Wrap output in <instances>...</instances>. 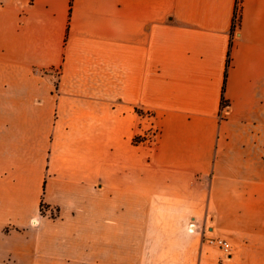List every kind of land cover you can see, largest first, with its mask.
I'll return each mask as SVG.
<instances>
[{"label":"crops","instance_id":"crops-1","mask_svg":"<svg viewBox=\"0 0 264 264\" xmlns=\"http://www.w3.org/2000/svg\"><path fill=\"white\" fill-rule=\"evenodd\" d=\"M236 2L0 0V264H264V0L238 30Z\"/></svg>","mask_w":264,"mask_h":264},{"label":"built area","instance_id":"built-area-1","mask_svg":"<svg viewBox=\"0 0 264 264\" xmlns=\"http://www.w3.org/2000/svg\"><path fill=\"white\" fill-rule=\"evenodd\" d=\"M21 1H25L28 4H32L34 2V0H21ZM242 8H243V0H237L236 8H235V16H234V20H233V28L235 30H238L240 28V25H241ZM196 228H197V226L194 223H191L189 226L190 232H195ZM204 242L210 246L217 247L219 250H221L223 252V254L225 256H231L234 252V248L231 245V243L228 242L227 240L223 239V238H220V237H204Z\"/></svg>","mask_w":264,"mask_h":264},{"label":"trees","instance_id":"trees-1","mask_svg":"<svg viewBox=\"0 0 264 264\" xmlns=\"http://www.w3.org/2000/svg\"><path fill=\"white\" fill-rule=\"evenodd\" d=\"M72 2H73V0H71V4H70L71 7H72ZM229 66H230V52L228 54L227 66H226V71H225V81H224V86H223V105L226 104V102H224V94L226 92V80H227V74H228V68H229ZM144 141H145V139H143L141 137H138V136H136L133 139V143L135 145H139V144H141Z\"/></svg>","mask_w":264,"mask_h":264},{"label":"rangeland","instance_id":"rangeland-1","mask_svg":"<svg viewBox=\"0 0 264 264\" xmlns=\"http://www.w3.org/2000/svg\"><path fill=\"white\" fill-rule=\"evenodd\" d=\"M39 74H41V75L50 74V75L53 76L54 79H56V80H57L58 75H59L58 71H53V70L39 71ZM56 84H57V82H56ZM1 85H3V84L0 83V87H1ZM0 103H1V98H0ZM214 248H215V246H214ZM216 248H217V247H216Z\"/></svg>","mask_w":264,"mask_h":264}]
</instances>
